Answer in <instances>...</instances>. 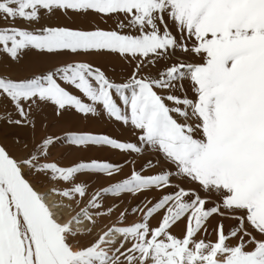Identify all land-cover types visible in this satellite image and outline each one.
Here are the masks:
<instances>
[{
    "label": "snow or ice",
    "instance_id": "obj_1",
    "mask_svg": "<svg viewBox=\"0 0 264 264\" xmlns=\"http://www.w3.org/2000/svg\"><path fill=\"white\" fill-rule=\"evenodd\" d=\"M0 264H264V0H0Z\"/></svg>",
    "mask_w": 264,
    "mask_h": 264
},
{
    "label": "bare ground",
    "instance_id": "obj_2",
    "mask_svg": "<svg viewBox=\"0 0 264 264\" xmlns=\"http://www.w3.org/2000/svg\"><path fill=\"white\" fill-rule=\"evenodd\" d=\"M101 130H103V131H108V130H110V129H108V128H106V127H103V126H101Z\"/></svg>",
    "mask_w": 264,
    "mask_h": 264
}]
</instances>
